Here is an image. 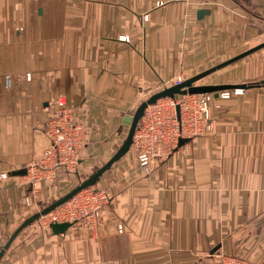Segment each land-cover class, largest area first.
Returning <instances> with one entry per match:
<instances>
[{"label": "crops", "instance_id": "obj_1", "mask_svg": "<svg viewBox=\"0 0 264 264\" xmlns=\"http://www.w3.org/2000/svg\"><path fill=\"white\" fill-rule=\"evenodd\" d=\"M262 30L264 0H0V248L31 215L30 166L49 145L58 95L89 130L75 172L36 170V198L51 204L113 156L143 100L183 68L264 42ZM206 77L197 84L246 86L215 96L211 131L149 175L131 145L87 188L110 196L94 229L80 219L57 234L34 221L0 264H221L223 253L264 264V47Z\"/></svg>", "mask_w": 264, "mask_h": 264}, {"label": "built area", "instance_id": "obj_2", "mask_svg": "<svg viewBox=\"0 0 264 264\" xmlns=\"http://www.w3.org/2000/svg\"><path fill=\"white\" fill-rule=\"evenodd\" d=\"M143 19L148 20L147 13L143 15ZM123 38L129 41L127 35ZM26 77L31 79V74L27 73ZM4 82L6 87H10L12 75L5 74ZM244 91V87L236 86L218 90L216 94L226 99L233 95H241ZM214 99L215 92H204L180 95L177 98L164 97L148 104L132 143L138 154L139 167L144 173L151 174L161 160L170 156L177 148L181 137H193L213 129L210 109ZM88 130L85 122L76 119L66 97L58 95L53 114L44 128L49 145L30 166L32 189L24 196L23 204L31 213L33 210L41 212L44 209L40 208L41 201L36 198L41 182L36 170L63 167L68 172H75L79 154L86 144ZM4 177H7L6 173L0 176ZM87 188L75 194L65 204L48 213L40 214L35 222L41 228H50L52 222H73L83 219L86 226L94 229V220L102 206L109 202L110 196L107 190ZM118 228L122 231L123 225L119 224ZM220 258L221 264H257L247 258L227 253L221 254Z\"/></svg>", "mask_w": 264, "mask_h": 264}, {"label": "water", "instance_id": "obj_3", "mask_svg": "<svg viewBox=\"0 0 264 264\" xmlns=\"http://www.w3.org/2000/svg\"><path fill=\"white\" fill-rule=\"evenodd\" d=\"M263 47H264V42H261L251 48H248L247 50H244L236 54L235 56H232L231 58H228L222 62H219L218 64H215L205 70H202L201 72H198L197 74H194L182 81H179L172 85L165 86L164 88L151 94L147 99L143 100L137 106V108L135 109L132 115H127L125 117V122L129 125V130L122 144L120 145L118 150L113 154V156L103 166H101L93 174H91L86 180L82 181L78 186L74 187L70 192H68L67 194L59 198L58 200L54 201L49 206H46L41 212H35L31 214L28 218H26L24 222L13 232V234L10 236L8 241L0 248V259L4 255L5 251L10 247L11 243L17 237V235L26 226L36 221L39 218L40 214L48 213L54 210L56 207L68 201L70 198H72L75 194H77L82 189L87 188L93 185L94 183H96L98 178L108 168H110L114 162L119 160L125 153H127L130 150L131 145L133 143L134 133L144 113V110L148 106V104H151L155 102L157 99H160L163 97L177 98L180 95L193 94V93H204V92H215V96H217L216 92L221 89L233 88L236 86L246 87L245 85H234V84H197V81L203 79L210 73L226 65H229ZM261 83H264V80H262ZM188 140L189 139L186 137H181L178 145L180 146ZM26 173H27L26 168H22L14 172V174H20V175H24ZM71 225H72V222L70 221L52 222L50 224V228L52 229L54 233L60 234V233H64L67 230V228L70 227Z\"/></svg>", "mask_w": 264, "mask_h": 264}, {"label": "rangeland", "instance_id": "obj_4", "mask_svg": "<svg viewBox=\"0 0 264 264\" xmlns=\"http://www.w3.org/2000/svg\"><path fill=\"white\" fill-rule=\"evenodd\" d=\"M264 30H262V36H261V39L263 40L264 39V32H263ZM241 51V50H240ZM238 52H239V50H238ZM224 61V60H223ZM220 62V61H219ZM218 62V63H219ZM222 62V61H221ZM218 63H214L213 65H215V64H218ZM212 66V65H211ZM211 66H208V68L209 67H211ZM207 69V68H206ZM205 70V69H204ZM202 71V70H201ZM201 71H199V72H201ZM191 73H193V72H190V71H188V69L187 68H183L182 70H181V73H179L173 80H171L168 84L169 85H172V84H174V83H177V82H179V81H182V80H184V79H186V78H188V77H190V76H192V75H194V74H197V73H194V74H192L191 75ZM207 78V79H206ZM209 78L210 77H204L203 79H201L200 81H198V82H205L206 80H209ZM166 86H168V85H166ZM135 111V110H134ZM127 133H128V129H126V133H124V136L126 137V135H127ZM125 139V138H124ZM89 171L88 172H86L85 174H84V176L82 177L83 178V180H80L78 183H77V185L78 184H80L82 181H84V180H86L88 177H89ZM92 173V172H91ZM80 192V191H79ZM49 204H51V202L49 203V201H42L41 203H40V208H45L47 205L49 206ZM33 212H35V210H33L32 211V213L31 214H33ZM6 242H4L3 243V245L5 244ZM2 245V246H3ZM1 246V247H2Z\"/></svg>", "mask_w": 264, "mask_h": 264}]
</instances>
